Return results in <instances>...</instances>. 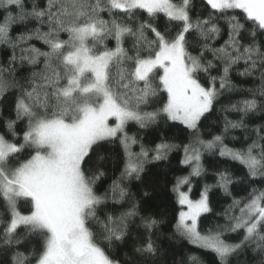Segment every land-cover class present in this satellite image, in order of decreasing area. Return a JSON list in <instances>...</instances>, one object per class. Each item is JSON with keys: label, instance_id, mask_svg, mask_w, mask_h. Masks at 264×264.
<instances>
[{"label": "snow or ice", "instance_id": "6c2138e0", "mask_svg": "<svg viewBox=\"0 0 264 264\" xmlns=\"http://www.w3.org/2000/svg\"><path fill=\"white\" fill-rule=\"evenodd\" d=\"M0 264H264V0H0Z\"/></svg>", "mask_w": 264, "mask_h": 264}, {"label": "trees", "instance_id": "16d2710c", "mask_svg": "<svg viewBox=\"0 0 264 264\" xmlns=\"http://www.w3.org/2000/svg\"><path fill=\"white\" fill-rule=\"evenodd\" d=\"M149 138H151V137H149ZM219 222H221V223H222L223 221L221 220V221H219Z\"/></svg>", "mask_w": 264, "mask_h": 264}]
</instances>
